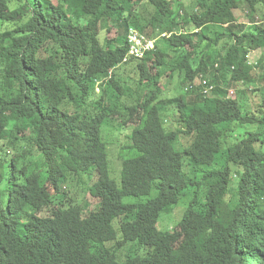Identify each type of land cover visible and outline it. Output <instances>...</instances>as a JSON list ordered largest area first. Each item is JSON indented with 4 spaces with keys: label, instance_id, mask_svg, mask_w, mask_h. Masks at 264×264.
<instances>
[{
    "label": "trees",
    "instance_id": "obj_1",
    "mask_svg": "<svg viewBox=\"0 0 264 264\" xmlns=\"http://www.w3.org/2000/svg\"><path fill=\"white\" fill-rule=\"evenodd\" d=\"M131 27L154 47L124 62ZM259 49L264 0H0V264H264Z\"/></svg>",
    "mask_w": 264,
    "mask_h": 264
},
{
    "label": "rangeland",
    "instance_id": "obj_2",
    "mask_svg": "<svg viewBox=\"0 0 264 264\" xmlns=\"http://www.w3.org/2000/svg\"><path fill=\"white\" fill-rule=\"evenodd\" d=\"M187 1V0H186ZM143 2V0H135L136 4H141ZM236 14L242 18H244L242 16V12L240 10L236 11ZM243 20H245L246 22L248 21L247 17L246 19L244 18ZM102 34L104 35V31L102 32ZM114 35V32L111 34V36ZM108 36V33H107ZM264 50H257V51H253L249 54V62L251 64L255 63V61L261 56L262 52ZM252 75H255L256 72L252 71L251 72ZM195 84H198L199 80L197 79L195 81ZM164 85L161 86L162 91L164 92L163 94L166 96H172L174 94H177V86L174 85V80H170L169 83H166L164 80ZM258 84L257 83H248L246 86L242 87L243 89H247L246 87H248L249 89L255 88L257 87ZM237 88H230L229 92L227 94V97H231V98H235L237 97ZM244 97V101L246 102L245 108L251 109L254 105H255V100H258V97H255V99H252L250 96L248 95H242ZM242 99V98H240ZM169 121V124H172L171 119H169V117H166ZM114 125V126H113ZM111 124L110 122L107 123V126L104 128L103 130V139L108 143L109 146V151H110V155L111 158L109 157V174L110 177L119 185L120 184V161H119V157L120 155H123V158H127L128 155H125L127 151L129 150V145H130V140L128 138L130 131H131V124L128 126L127 129H122L118 126L117 122H114V124ZM228 142H231V139H228ZM13 154H10L9 156L11 157ZM90 182H86L85 184H81L78 179L76 177L74 178H70L63 186V191H65V193L67 194V202L66 203H81L83 205H90L93 202V200L90 198L89 193L87 191V187L89 185ZM65 203V204H66ZM186 205V201H183L181 203H179L178 205L174 206V210L167 214L164 218L165 221H176L177 218L182 215V212L184 210V207ZM162 225V224H161ZM173 226V225H172ZM168 226H166L165 228H167Z\"/></svg>",
    "mask_w": 264,
    "mask_h": 264
},
{
    "label": "built area",
    "instance_id": "obj_3",
    "mask_svg": "<svg viewBox=\"0 0 264 264\" xmlns=\"http://www.w3.org/2000/svg\"><path fill=\"white\" fill-rule=\"evenodd\" d=\"M127 41L129 49L124 61H127L130 57L141 59L143 58L145 51L154 47L153 40H147L143 34L132 27L129 29ZM206 84L207 82L203 80L202 85L204 86V93L209 94L211 93L213 86H206Z\"/></svg>",
    "mask_w": 264,
    "mask_h": 264
},
{
    "label": "clouds",
    "instance_id": "obj_4",
    "mask_svg": "<svg viewBox=\"0 0 264 264\" xmlns=\"http://www.w3.org/2000/svg\"><path fill=\"white\" fill-rule=\"evenodd\" d=\"M127 42H128V41H127ZM128 45H129V44H128ZM149 50H150V49H149ZM147 51H148V50H147ZM147 51H145L143 58L145 57ZM127 54H128V52H127ZM127 54H126V56H127ZM126 56H125V57H126ZM125 57H124V58H125ZM130 58H133V57H130ZM143 58H141V59H143ZM128 59H129V58H128ZM136 59H137V60H141V59H138V58H136ZM123 60H124V59H123ZM124 62H126V61H124ZM63 186H64V185H63ZM63 186H62V187H63ZM50 189H52V188H50ZM52 192H53V189H52Z\"/></svg>",
    "mask_w": 264,
    "mask_h": 264
}]
</instances>
